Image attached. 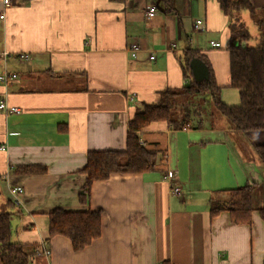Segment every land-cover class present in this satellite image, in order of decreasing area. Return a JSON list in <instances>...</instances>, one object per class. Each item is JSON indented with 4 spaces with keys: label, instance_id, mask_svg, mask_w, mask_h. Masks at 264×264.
<instances>
[{
    "label": "crops",
    "instance_id": "obj_1",
    "mask_svg": "<svg viewBox=\"0 0 264 264\" xmlns=\"http://www.w3.org/2000/svg\"><path fill=\"white\" fill-rule=\"evenodd\" d=\"M249 1L264 16V0ZM246 14L255 45L260 33ZM197 20L203 31L194 30ZM230 23L217 0H173L169 14L155 0H13L5 10L0 0V74L17 75L0 83V100L20 112L0 110V210L12 213V241L30 264H264L257 211L264 167L255 152L264 131L236 132L207 102L190 128L156 122L141 130L143 146L159 152L154 172L113 175L92 185L86 203L78 198L87 153L124 150L136 110L187 84V49L211 67L222 102L238 105L229 87ZM131 44L139 46L135 58ZM29 166L46 173L17 172ZM248 184L256 185L250 225L232 223L226 212L210 217L213 192ZM14 187L23 189L19 202ZM57 209L100 211V237L80 251L68 238H50L47 215Z\"/></svg>",
    "mask_w": 264,
    "mask_h": 264
},
{
    "label": "trees",
    "instance_id": "obj_2",
    "mask_svg": "<svg viewBox=\"0 0 264 264\" xmlns=\"http://www.w3.org/2000/svg\"><path fill=\"white\" fill-rule=\"evenodd\" d=\"M110 1L124 5L128 0ZM155 2L164 14L170 13L173 0H155ZM217 2L222 12L232 21L229 26V87L238 92V105L230 106L222 102V88L216 84L211 67L207 65L199 52L187 49L182 55L187 84L180 90L168 89L161 92L156 104H143L136 110L128 123L124 150L87 153L86 164L78 171L85 176V183L78 197L81 204L86 203L95 182L105 181L113 175L146 174L155 171L159 152L147 149L139 138L141 130L152 123L164 122L174 130L190 128L193 122L192 116L200 112L207 102L208 106L214 107L232 124L236 132L247 134L264 131V19L255 22L260 35L257 44L250 45V33L239 21V15L243 13L255 16L256 11L250 1L217 0ZM194 58L206 63L209 71L207 81L197 83L193 79L190 61ZM255 152L264 167V145L255 146ZM164 157L162 160L166 162ZM17 172L26 175L44 174L46 169L29 166L18 168ZM255 187L254 184H248L213 192L208 205L210 217L214 218L226 212L232 223L250 225L252 213L255 210ZM260 190L262 205L257 211L264 226V178ZM6 206H10V202L6 203ZM47 217L49 237L68 238L74 251L84 249L101 235L100 211L69 213L57 209L49 213ZM11 221L12 213L0 210V262L1 264H30L29 255L24 252L23 247L12 241Z\"/></svg>",
    "mask_w": 264,
    "mask_h": 264
},
{
    "label": "built area",
    "instance_id": "obj_3",
    "mask_svg": "<svg viewBox=\"0 0 264 264\" xmlns=\"http://www.w3.org/2000/svg\"><path fill=\"white\" fill-rule=\"evenodd\" d=\"M13 0H2V6L3 9H7L12 5ZM156 10L152 7L147 9V17L148 18H152L155 14ZM1 18H3V15H1ZM204 29V24L202 23V21L197 20L194 24V30L196 31H203ZM214 44V43H213ZM215 47L217 46L216 44L214 45ZM172 47L174 48L175 45H172ZM139 51V46L137 44H131L128 46L127 52L129 54L130 57L135 58L136 54ZM6 57H10V55H5ZM17 58L20 61H24V62H28L31 60L30 56L27 54H19L17 55ZM154 57H150V60H153ZM17 78L16 74L13 73H7L4 72L2 74H0V83L6 85L9 81L15 80ZM0 110L4 111L5 113L8 114H19V110L15 107H11L9 106L5 101L0 100ZM4 147H1L0 150H4ZM166 160V156L164 157ZM164 179H167L169 181H173L176 180V176L168 174L167 176L164 177ZM172 192L174 194H179L180 190L178 187H173L172 188ZM10 193L12 194V196L16 197L15 201L19 202L18 197L20 194L23 193V189L20 187H14L10 190ZM45 253H47L46 251H44ZM40 251L37 252V254H39Z\"/></svg>",
    "mask_w": 264,
    "mask_h": 264
},
{
    "label": "water",
    "instance_id": "obj_4",
    "mask_svg": "<svg viewBox=\"0 0 264 264\" xmlns=\"http://www.w3.org/2000/svg\"><path fill=\"white\" fill-rule=\"evenodd\" d=\"M190 70L197 83L207 81L209 78L208 68L200 59L194 58L190 61Z\"/></svg>",
    "mask_w": 264,
    "mask_h": 264
},
{
    "label": "rangeland",
    "instance_id": "obj_5",
    "mask_svg": "<svg viewBox=\"0 0 264 264\" xmlns=\"http://www.w3.org/2000/svg\"><path fill=\"white\" fill-rule=\"evenodd\" d=\"M242 17V20L243 21H245V22H247L246 24H247V26L249 27V31H250V35L252 34V32H253V29H252V27L251 26H249V19H250V17H249V15L248 14H246V13H243V15L241 16ZM264 16L263 15H256V16H254V17H252L253 19H254V21L256 22L257 20H259V19H262ZM247 20V21H246ZM195 24V23H194ZM206 65V64H205ZM207 67V66H206ZM208 68V67H207ZM225 119V121H228L226 118H224ZM14 197V196H13ZM15 199H16V197H15Z\"/></svg>",
    "mask_w": 264,
    "mask_h": 264
},
{
    "label": "bare ground",
    "instance_id": "obj_6",
    "mask_svg": "<svg viewBox=\"0 0 264 264\" xmlns=\"http://www.w3.org/2000/svg\"><path fill=\"white\" fill-rule=\"evenodd\" d=\"M203 23V22H202ZM215 47V46H214Z\"/></svg>",
    "mask_w": 264,
    "mask_h": 264
}]
</instances>
